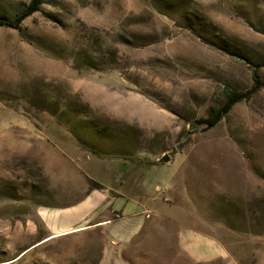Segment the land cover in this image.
Returning a JSON list of instances; mask_svg holds the SVG:
<instances>
[{
  "label": "rangeland",
  "instance_id": "374dc122",
  "mask_svg": "<svg viewBox=\"0 0 264 264\" xmlns=\"http://www.w3.org/2000/svg\"><path fill=\"white\" fill-rule=\"evenodd\" d=\"M92 192L134 221L47 238ZM0 264H264V0H43L0 28Z\"/></svg>",
  "mask_w": 264,
  "mask_h": 264
},
{
  "label": "crops",
  "instance_id": "0c3cea01",
  "mask_svg": "<svg viewBox=\"0 0 264 264\" xmlns=\"http://www.w3.org/2000/svg\"><path fill=\"white\" fill-rule=\"evenodd\" d=\"M100 196H97L95 192L90 193L86 196V198L79 206L72 208L67 212L64 211L65 214H63L64 212L57 213L54 211L40 212L39 216L44 222L45 228L49 233L47 238H56L58 236L65 235L68 233H81V231L85 229H107L108 225H110L111 222L104 221L95 223L94 221V219H96L97 213H99L98 211L101 205H113L114 211L121 212L122 221H125L127 219L134 221L133 218L136 217L135 215H137L139 209L138 203L135 200L129 199L127 200V202L115 204L114 199L109 200L106 194H100ZM62 215H68L67 221L62 220ZM84 224L87 226L82 227ZM16 259L17 257L14 260Z\"/></svg>",
  "mask_w": 264,
  "mask_h": 264
},
{
  "label": "trees",
  "instance_id": "16d2710c",
  "mask_svg": "<svg viewBox=\"0 0 264 264\" xmlns=\"http://www.w3.org/2000/svg\"><path fill=\"white\" fill-rule=\"evenodd\" d=\"M42 4H43V0H31L27 10L25 12H23L21 15H19L18 17L13 18V19L0 17V28H10V29H14V30H19L21 27V24L24 20H26L28 17L32 16L34 13L40 11ZM255 80L257 83H259L258 71L255 72ZM250 95L251 94H241V93L232 92V94L229 97L227 104L209 122L208 127L209 128L215 127L219 122H221L228 115V113L232 110V108L237 103L249 98ZM95 189H98V187Z\"/></svg>",
  "mask_w": 264,
  "mask_h": 264
},
{
  "label": "water",
  "instance_id": "95a60500",
  "mask_svg": "<svg viewBox=\"0 0 264 264\" xmlns=\"http://www.w3.org/2000/svg\"><path fill=\"white\" fill-rule=\"evenodd\" d=\"M163 160H164L165 162H168V161H169L168 156H165V157L163 158Z\"/></svg>",
  "mask_w": 264,
  "mask_h": 264
}]
</instances>
